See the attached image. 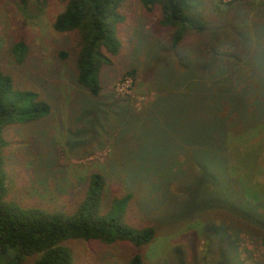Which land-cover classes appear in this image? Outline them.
Returning a JSON list of instances; mask_svg holds the SVG:
<instances>
[{
  "label": "rangeland",
  "instance_id": "obj_1",
  "mask_svg": "<svg viewBox=\"0 0 264 264\" xmlns=\"http://www.w3.org/2000/svg\"><path fill=\"white\" fill-rule=\"evenodd\" d=\"M229 1L240 2L205 0L216 23ZM245 1L257 5L245 20L252 26L249 52L258 60L252 73L239 70L227 78L217 67L221 61L213 70L196 62L198 42L192 38L177 47L189 62L181 67L171 51V30L159 22V7L148 11L140 0H126L116 31L120 51L100 72L105 101L92 105L76 81L74 58L59 55L74 46L71 32L52 27L64 2L22 9L16 0H0V69L17 88L50 105L46 116L4 127L3 199L70 214L86 193L90 173L100 172L108 180L105 195L117 189L131 193L122 221L149 222L157 229L142 250V264H264V238L247 227H241L232 257L216 251L222 238L210 233L217 230L213 221L220 219L224 229L221 218L234 216L219 204L228 195L222 161L227 168L235 165L237 174L257 172L251 179L264 189V0ZM20 42L26 46L23 58L14 51ZM117 101L138 113H110L117 111ZM117 211L106 215L116 218ZM236 222L240 226V219ZM63 244L74 264H131L136 252L127 241L76 238ZM15 253L9 248L0 254V264Z\"/></svg>",
  "mask_w": 264,
  "mask_h": 264
},
{
  "label": "trees",
  "instance_id": "obj_2",
  "mask_svg": "<svg viewBox=\"0 0 264 264\" xmlns=\"http://www.w3.org/2000/svg\"><path fill=\"white\" fill-rule=\"evenodd\" d=\"M16 1L22 9L27 8L30 3H36L42 9L48 2V0ZM62 1L64 8L56 14L52 27L56 32H71L74 35V46L70 52L60 50L59 55L64 59L74 58L76 81L86 90L92 105L100 99L104 104L100 72L110 63L111 57L120 51L121 42L116 31L124 20L120 6L126 0ZM237 1L240 2L226 3L227 8L218 13L222 14L216 18V23L206 11L205 0H140L144 9L148 11L159 7L161 13L159 22L171 30V51L176 53L181 67L186 68L189 62L184 51L177 53V47L188 38H192L198 42L196 62L213 70L214 68L210 69L211 66L221 61L217 67L227 78L239 70L247 75L252 73L250 66L253 67L258 60L257 54L249 52L253 36L250 33L252 26L245 20L257 5L252 7V2ZM220 46L226 48L217 50ZM14 51L23 58L25 44L23 42L16 44ZM115 107L117 111L110 113H138L132 107L127 110L120 107L118 101L114 103ZM49 112L50 105L46 101L39 99L33 91L17 88L11 74L0 69V254L9 248L16 251L6 264H23L26 257L36 253L41 255L38 259L33 258L28 264H74L72 253L63 242L76 238L96 239L107 244L116 241L130 242L136 248L131 264H142V250L155 238L157 229L149 222L134 225L122 221L123 213L128 211L126 208L131 193L124 194L121 193V189H117L116 194L113 191L110 197L105 195L109 186L103 173H90L86 193L84 192L85 195L70 214L35 206L22 207L14 201L3 199L6 194L2 155L6 144L3 137L4 127L13 123L37 120ZM217 150L225 151V148L215 149L216 153ZM238 158L239 155L236 156V160ZM215 161L216 159L212 160ZM225 163L222 161L219 168L221 172L227 174L224 187L228 195L227 199L224 197L223 201L219 200V204L234 216L227 217L225 213L226 216L221 218L225 223L224 229L220 228L221 223L220 225L218 223L220 219L217 222L213 221V228L217 230L210 233L211 237L219 235L222 238L220 242H215L216 251L232 257L235 256V252L237 253L236 242L239 240L242 226L247 227L251 234L264 238V189L263 186L257 185V179H251L257 172L251 173L252 170L247 169L245 174H237L234 172L235 165L227 168ZM213 172L215 173L211 169V174ZM243 179L247 181L244 182ZM114 207L118 210L116 218H108L106 215L108 210H114ZM237 218L241 221L240 226L237 225Z\"/></svg>",
  "mask_w": 264,
  "mask_h": 264
}]
</instances>
